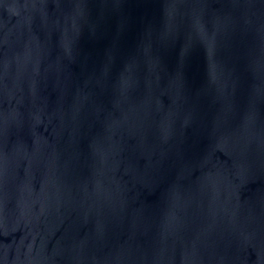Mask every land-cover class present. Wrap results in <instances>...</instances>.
Returning <instances> with one entry per match:
<instances>
[{
  "label": "water",
  "instance_id": "obj_1",
  "mask_svg": "<svg viewBox=\"0 0 264 264\" xmlns=\"http://www.w3.org/2000/svg\"><path fill=\"white\" fill-rule=\"evenodd\" d=\"M0 264H264V0H0Z\"/></svg>",
  "mask_w": 264,
  "mask_h": 264
}]
</instances>
